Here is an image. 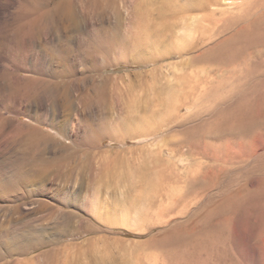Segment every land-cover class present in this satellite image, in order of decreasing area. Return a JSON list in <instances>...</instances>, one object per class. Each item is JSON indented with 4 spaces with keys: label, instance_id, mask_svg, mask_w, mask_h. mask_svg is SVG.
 <instances>
[{
    "label": "rangeland",
    "instance_id": "1",
    "mask_svg": "<svg viewBox=\"0 0 264 264\" xmlns=\"http://www.w3.org/2000/svg\"><path fill=\"white\" fill-rule=\"evenodd\" d=\"M34 1L1 0L0 23L13 28L46 18ZM79 1L83 29L72 42L78 53L91 43L80 90L91 95L78 102L81 94L73 92L78 114L71 104L48 110L59 124L77 119L83 128L69 161L72 206L57 204L77 212L76 221L55 230L32 210L35 198L48 197L0 193V264H264V41L246 44L247 31L232 27L254 0H100L98 10ZM96 28L109 35L103 50L93 34L82 39ZM20 69L23 77L37 76ZM4 72L0 62V79ZM169 87L176 88L171 103ZM0 101V115L10 117L2 94ZM83 116L92 130L103 125L94 147L82 142ZM47 123L41 129L54 134ZM6 137L5 130L2 168L11 154ZM148 178L154 186L143 192ZM24 220L28 225L15 224ZM28 237L49 243L25 253Z\"/></svg>",
    "mask_w": 264,
    "mask_h": 264
},
{
    "label": "bare ground",
    "instance_id": "2",
    "mask_svg": "<svg viewBox=\"0 0 264 264\" xmlns=\"http://www.w3.org/2000/svg\"><path fill=\"white\" fill-rule=\"evenodd\" d=\"M81 1H79V4ZM87 2L86 4L93 5V7L89 5L92 9L94 7L97 9L98 5H100V0H87ZM34 3V7L41 9L46 18L34 19L13 28L8 27L5 21L4 23H0V62H3L5 68V72L1 76L2 79H0V94L5 96L7 100L6 104L2 107H8L13 111L10 117L0 115V135L6 130L8 134L6 139L10 140L9 148L11 149L8 164L3 168L0 166V193L11 195L14 199L48 197L51 200L50 202L42 198L38 201L35 198L38 202L36 201L37 205L33 206L34 209L32 210L34 213L42 212V217L46 219L48 225H51L55 230L61 231L69 227L71 222L77 217V212L70 209H62L61 207H57V204L64 205L65 207L72 206L69 199L74 193L72 187L75 175L69 161L77 154L78 149L75 150L74 145L77 144L78 133H81V126L76 121L77 119H69L67 124L61 125L56 119L48 116V110L49 107L57 110L60 106H63L66 110L65 106H70V104L72 105L70 108H73L72 94L74 91H79L81 94L79 95L78 102L81 99H85L88 102L87 99L91 94L87 90L82 92L80 90L81 85H85L86 80H88V73L91 70V66L88 64V61L92 59L91 57L89 59L91 52L89 47L91 48V43L85 45L87 47L78 53L72 42L75 36L74 32H81L83 29L77 22L74 0H35ZM84 3L83 5L81 3V6L77 4L84 8L86 5ZM250 3L247 9L241 12L232 27L233 31L238 35L247 31L245 42L246 44L254 45L264 41V0H254ZM193 4L195 6V2ZM189 5L191 6V4ZM166 6L169 7V4ZM85 8L87 7L85 6ZM0 12L1 15L2 13L5 14V11ZM5 16L6 14L3 15V18ZM88 26L86 24V28ZM92 34L95 39L92 44L97 46L96 48L99 50H103L109 35L104 33L102 29L96 28L94 32L89 31V34L84 37L82 34L84 44L87 43L85 42L86 40L89 42V37ZM19 46L22 48L18 49ZM78 64L82 66V70L78 69ZM13 66L14 70H11L10 67ZM21 66L29 68L37 76L30 75L23 77L19 75L18 71ZM44 77L51 79L49 80L51 89L45 94L42 92ZM43 90L45 89L43 88ZM175 91V87H169L166 92L167 103H171L174 100ZM34 94L37 95L36 98H32ZM25 101L28 104H26V110H23ZM85 106L90 112V106L87 103ZM73 109L76 111L75 114H78L77 108ZM20 114L32 116L36 124L18 120L17 117ZM49 119L52 123L46 122ZM82 119V122H85L84 125L86 126L85 133L81 137L82 142L87 147H94L101 140L103 125L97 124L96 128L92 130L90 118L83 116ZM44 123L49 124L52 130L55 131L54 134L58 137L49 131H43L40 126ZM140 123L143 124L142 121ZM81 129L83 128L81 127ZM60 137L62 139H70L71 143L68 145L62 143ZM146 183L148 186L143 192L152 191L154 186V184L152 185V180L148 178V182ZM29 187H31V192L28 191ZM74 207L77 210L80 208L84 210L86 206L77 207L74 205ZM24 223L27 224V221H17L15 224L23 226L25 225ZM41 227L46 229L45 224ZM28 230L30 232L29 228ZM49 240L51 239L49 238ZM47 243L49 241L44 240L42 237H28L26 245L23 246L22 250L27 253ZM0 257H2L1 252Z\"/></svg>",
    "mask_w": 264,
    "mask_h": 264
}]
</instances>
